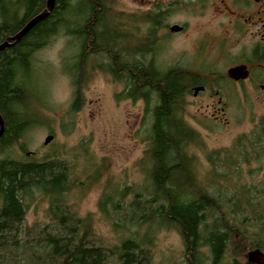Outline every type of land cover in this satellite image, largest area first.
<instances>
[{
    "label": "trees",
    "instance_id": "obj_1",
    "mask_svg": "<svg viewBox=\"0 0 264 264\" xmlns=\"http://www.w3.org/2000/svg\"><path fill=\"white\" fill-rule=\"evenodd\" d=\"M45 6L46 0H0V45ZM115 6L116 0H55L44 20L0 51V264H153L152 248L161 232L180 238V264H224L227 254L229 264H256L247 254L242 258L250 245L264 251V190L244 184L253 170L244 174L240 165L260 166L264 160V118L230 147L206 152L210 169L201 181L194 151L204 150V143L185 119L186 98L202 85L201 76L182 67L162 69L155 60L156 34L171 7L156 3L124 19ZM139 25H145L143 38ZM59 34L77 49L68 72L70 113L82 105L87 64L122 86L117 102L144 106L135 133L143 145L137 163L143 186L106 182L98 201L100 214L119 236L113 245L103 244L91 217L78 215L70 202L72 192L82 197L99 184L102 167L80 181L64 151L40 159L26 156L23 140L46 122L47 109L33 95V58ZM36 196L45 199V221L27 226ZM252 220L258 225L257 243L248 239L246 223Z\"/></svg>",
    "mask_w": 264,
    "mask_h": 264
},
{
    "label": "rangeland",
    "instance_id": "obj_2",
    "mask_svg": "<svg viewBox=\"0 0 264 264\" xmlns=\"http://www.w3.org/2000/svg\"><path fill=\"white\" fill-rule=\"evenodd\" d=\"M220 1L201 0L196 5L193 0H116L115 12H121L125 19L129 15L152 10L156 3L161 8L171 7L163 27L156 34L155 60L158 66L162 69L182 67L193 73L203 71L198 74L212 84V77L229 78L228 70L232 63L238 61L245 43L233 30L235 22L230 23L229 18L218 12ZM223 1L228 4L233 0ZM172 26L181 27L183 31L170 33L168 28ZM128 32L133 34L135 30L129 26ZM137 32L142 34L141 38L146 36L145 25H141ZM221 40H226L227 49L222 50L224 42L220 43L222 49L219 48ZM72 42V39L59 34L34 55L33 95L35 101L47 106V109L42 116L46 122L27 135L25 144L30 153L27 158L40 159L44 155L64 151L63 158L72 167L73 177L80 181H85L94 169L102 167L99 184L82 197L76 191L72 192L70 202L74 203L78 215L91 217L102 243L113 245L118 242L119 236L114 234L109 222L100 214L98 201L106 182L118 187L143 186L144 178L137 166L143 154V145L136 139L135 133L140 129L144 106L142 102H117L115 96L122 86L113 83L95 67L89 72L84 85L79 111L70 113L73 87L68 72L74 66L73 58L77 52ZM210 69H214L215 76H210ZM219 94L223 101V113L220 115L214 114L218 105L217 98L210 97L213 93H201L196 97L191 93L186 98L185 119L200 134L204 143V150L194 151L196 172L201 181L206 180L210 169L205 153L230 147L236 137L249 133L258 120L264 118V105L256 98V92L246 90L244 94L239 85L227 83ZM47 136H52L53 140L45 146L43 142ZM240 169L244 174L253 170L252 175L245 174L244 184L250 183L264 190V160L260 166L256 163L250 166L241 164ZM45 209V199L36 196L27 212L25 224H43ZM246 224L251 226L247 227L250 230L248 239L257 243L258 225L253 220ZM252 249L255 248L250 245L243 260L247 258L246 254L254 251ZM182 252V242L175 232L158 233L152 248L153 264H180ZM223 262L229 264V257ZM255 263L264 264V256L256 258Z\"/></svg>",
    "mask_w": 264,
    "mask_h": 264
},
{
    "label": "flooded vegetation",
    "instance_id": "obj_3",
    "mask_svg": "<svg viewBox=\"0 0 264 264\" xmlns=\"http://www.w3.org/2000/svg\"><path fill=\"white\" fill-rule=\"evenodd\" d=\"M200 1L193 0L196 5L200 4ZM219 5L218 12H222L224 17L229 18L230 23L235 22L233 30L237 36H241V41L245 43L238 61L232 63L233 66L228 70L229 78L219 77L214 79L212 77V84H208L201 75L202 85L192 89V94L195 97L201 93H213L210 97L217 98L218 106L214 111V114L217 115L223 113L221 108L223 101L219 93L227 83L239 85L241 92L244 94L246 90L252 93L256 92V98L264 105V0H233L228 4L221 0ZM168 29L170 33H174L170 30L171 27ZM181 31H183V28ZM221 42L225 43L223 49L220 48ZM218 44L222 50L228 48L226 40H221ZM208 71L211 74L210 76L216 75V73H213L214 69ZM198 72L204 73L203 71H195L194 75L199 76ZM198 88H202V91L194 95V90Z\"/></svg>",
    "mask_w": 264,
    "mask_h": 264
},
{
    "label": "water",
    "instance_id": "obj_4",
    "mask_svg": "<svg viewBox=\"0 0 264 264\" xmlns=\"http://www.w3.org/2000/svg\"><path fill=\"white\" fill-rule=\"evenodd\" d=\"M55 0H46V6L45 10L32 20H30L16 35L8 38L6 41H4L3 44L0 45V51L4 50L8 47H10L13 44L18 43L35 25H37L39 22L44 20L52 11L54 7ZM181 27L178 26H172L171 31L174 33H178L181 31ZM199 91H202V88H198L194 90V95L197 94ZM3 133V123L0 118V136ZM53 140L52 136H47L43 142V145H48ZM263 255L260 251L254 250L252 252H249L247 254V261L249 263H255L256 258H261Z\"/></svg>",
    "mask_w": 264,
    "mask_h": 264
},
{
    "label": "bare ground",
    "instance_id": "obj_5",
    "mask_svg": "<svg viewBox=\"0 0 264 264\" xmlns=\"http://www.w3.org/2000/svg\"><path fill=\"white\" fill-rule=\"evenodd\" d=\"M34 18H35V17H34ZM31 20H32V19H31ZM28 22H29V21H28ZM28 22H27V23H28ZM27 23H26V24H27ZM26 24H25V25H26ZM25 25H24V26H25ZM15 35H16V34H15ZM132 43H134V42L132 41L131 44H132ZM85 69H86V72L89 73L90 71H92V70H91V69H92V65H91V64H87V66H86ZM26 140H27V136H26L25 139L23 140V143H25ZM26 148H27V146H26ZM29 155H30V153L27 152V153H26V156L28 157ZM225 258H228V254L225 256ZM225 258H224V259H225Z\"/></svg>",
    "mask_w": 264,
    "mask_h": 264
}]
</instances>
